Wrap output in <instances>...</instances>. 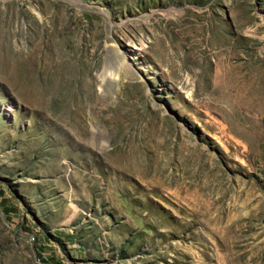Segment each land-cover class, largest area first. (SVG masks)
Returning <instances> with one entry per match:
<instances>
[{
  "label": "rangeland",
  "instance_id": "obj_1",
  "mask_svg": "<svg viewBox=\"0 0 264 264\" xmlns=\"http://www.w3.org/2000/svg\"><path fill=\"white\" fill-rule=\"evenodd\" d=\"M0 264H264V0H0Z\"/></svg>",
  "mask_w": 264,
  "mask_h": 264
}]
</instances>
